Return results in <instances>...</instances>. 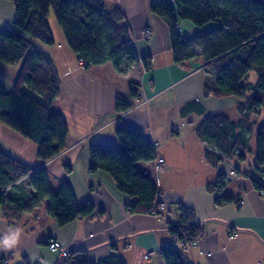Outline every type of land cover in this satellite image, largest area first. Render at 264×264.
Listing matches in <instances>:
<instances>
[{
  "label": "crops",
  "instance_id": "crops-1",
  "mask_svg": "<svg viewBox=\"0 0 264 264\" xmlns=\"http://www.w3.org/2000/svg\"><path fill=\"white\" fill-rule=\"evenodd\" d=\"M151 3L115 0L112 5L124 15L137 54L151 56L150 68L139 61L125 63L121 72L111 63L86 69L65 42L37 43L51 57L61 78L60 96L49 104V111L62 115L68 123L67 148L43 163L35 143L1 123L0 146L29 167H45L54 191L62 182H69L79 205L90 201L96 211L92 217L60 226L47 214L43 202L10 223L0 205V238L11 243L10 247L2 245L0 254L8 264L64 262L60 252L49 249L51 241H58L67 252L86 250L75 258L86 256L92 262L115 255L123 264H165L160 249L167 246L182 252L190 264H264V193L251 181V177H257L254 162L231 157L214 168L204 156L205 149L215 150L214 144L197 133L206 116L238 112L241 99L216 96L207 90L214 86L215 76L202 57L174 61L169 26L151 11ZM15 18L13 3L0 0V32L11 27ZM180 25L185 38L211 28H200L189 21ZM146 27L153 31L149 40L141 34ZM21 68L22 64L0 63V78L13 86ZM133 88L144 89L147 98L139 102L138 94L131 97ZM118 98L131 102V109L118 112ZM120 125L142 132L155 146L156 156L166 161L160 173L154 171V160L136 163L154 185L155 178L160 179V185H155L161 192L157 200L165 205L160 213L129 212L127 205L134 199L118 190L112 176L88 171L90 146H118L116 129ZM220 173L227 176L225 193L233 197L232 202L219 204L218 193L209 190ZM32 192L28 178L9 191L17 198ZM168 202L192 209L195 222L203 226L204 234L195 245L183 249L174 241L169 225L175 217L166 206ZM234 233L236 236L230 237Z\"/></svg>",
  "mask_w": 264,
  "mask_h": 264
},
{
  "label": "trees",
  "instance_id": "trees-1",
  "mask_svg": "<svg viewBox=\"0 0 264 264\" xmlns=\"http://www.w3.org/2000/svg\"><path fill=\"white\" fill-rule=\"evenodd\" d=\"M8 1L15 7L16 18L11 27L0 32V63L22 64V68L13 86L0 78V123L35 143L38 159L45 163L66 150L69 136L65 118L49 111V104L60 96L61 78L51 57L37 44V41L45 45L55 43L48 23L51 11L69 47L86 69L111 63L121 72L125 63L139 61L150 68L152 58L137 54L124 15L118 7L112 6L115 0ZM151 11L169 26L176 63L202 57L215 76L214 86L207 90L216 96L231 95L241 99L237 107L241 115L239 122L218 113L206 116L197 127L198 135L215 147V150L205 149L206 160L214 168L231 157L245 161L250 151L247 133L253 127L252 115L264 108V0H152ZM181 21L211 28L185 38L177 26L181 28ZM252 70L257 74L256 84H242ZM135 95L137 89L133 88L131 97ZM131 107L132 103L126 99H117L118 112ZM116 136L118 146H90L88 171L110 174L118 190L134 199L127 205L129 212L160 213L165 206L157 200L161 192L136 166L139 161L156 159L155 146L142 132L124 125L117 127ZM253 171L257 177H251L252 184L264 193V124L256 132ZM26 178L33 192L20 198L11 195L9 191ZM226 183L227 176L220 173L209 185V190L218 193L219 204L233 201V197L225 193ZM43 202H46L47 214L60 226L92 217L96 211L90 201L79 205L69 182H62L54 191L45 167H29L0 146V205L5 220L12 223ZM166 206L173 210L175 217V222L169 225L171 234H177L186 242L202 237L204 228L195 222L192 209L179 202H168ZM86 252L68 251L64 262L58 264H123L115 255L98 262L86 256L75 258ZM160 254L165 264H190L174 247L163 246ZM6 260L0 254V264H5Z\"/></svg>",
  "mask_w": 264,
  "mask_h": 264
},
{
  "label": "rangeland",
  "instance_id": "rangeland-1",
  "mask_svg": "<svg viewBox=\"0 0 264 264\" xmlns=\"http://www.w3.org/2000/svg\"><path fill=\"white\" fill-rule=\"evenodd\" d=\"M48 23H49L50 29L52 31V34L55 38V44L58 45V44H62L63 42H65L66 45H68L67 40L65 38V35L63 33V30L60 27V25L58 24V21L54 15L53 11H51L49 16H48ZM37 43L42 45L39 41H37ZM256 82H257V74L253 70L249 72V74L247 75L246 78H244V80H242V84H244V85L249 84L251 86H254L256 84ZM261 111H262V113H260V114L254 113L252 115L253 127H252V130L247 133L250 151L247 153L246 161L249 163L255 162L256 132H257L258 128L262 124H264V108H262ZM229 116H230V119L232 121H235V122H237L241 119V116L237 111L229 112ZM239 116H240V118H239Z\"/></svg>",
  "mask_w": 264,
  "mask_h": 264
},
{
  "label": "built area",
  "instance_id": "built-area-1",
  "mask_svg": "<svg viewBox=\"0 0 264 264\" xmlns=\"http://www.w3.org/2000/svg\"><path fill=\"white\" fill-rule=\"evenodd\" d=\"M177 26L181 30L180 26L179 25H177ZM141 34H142V37H143L144 40H149L152 37L153 31H152V29L150 27H146V28H144L142 30ZM137 91H138L137 94H138V98H139L138 101L139 102L141 101L142 97L147 98L144 89H138ZM165 165H166V161H165L164 157H162L161 155H157L156 159L154 160V171L156 173H160L161 171L164 170ZM154 183H155L156 186L160 185L159 177L155 178ZM153 213H155V211ZM234 236H236L235 233L230 235V237H234ZM172 237H173L174 241L176 242V244L179 247L183 248V249H187V248H189V247H191V246H193V245H195L197 243V241H195V242H186L184 240H181L178 237L177 234H172ZM48 247H49V249H51L53 251L60 252L61 255H63L64 257L67 256V251L64 250V248L62 247V245L58 241H51L49 243ZM7 263H8V261L6 260L5 264H7Z\"/></svg>",
  "mask_w": 264,
  "mask_h": 264
},
{
  "label": "clouds",
  "instance_id": "clouds-1",
  "mask_svg": "<svg viewBox=\"0 0 264 264\" xmlns=\"http://www.w3.org/2000/svg\"><path fill=\"white\" fill-rule=\"evenodd\" d=\"M0 244H2L4 247H10L11 246V243L8 240L2 241V242H0Z\"/></svg>",
  "mask_w": 264,
  "mask_h": 264
}]
</instances>
